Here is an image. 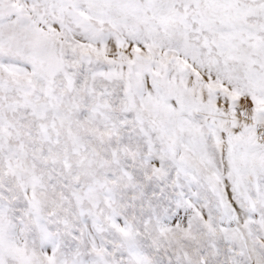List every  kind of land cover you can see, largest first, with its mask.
<instances>
[{
  "label": "snow or ice",
  "instance_id": "6c2138e0",
  "mask_svg": "<svg viewBox=\"0 0 264 264\" xmlns=\"http://www.w3.org/2000/svg\"><path fill=\"white\" fill-rule=\"evenodd\" d=\"M0 264H264V0H0Z\"/></svg>",
  "mask_w": 264,
  "mask_h": 264
}]
</instances>
